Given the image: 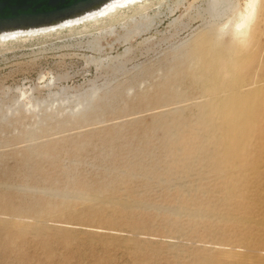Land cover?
Here are the masks:
<instances>
[{
    "label": "rangeland",
    "instance_id": "374dc122",
    "mask_svg": "<svg viewBox=\"0 0 264 264\" xmlns=\"http://www.w3.org/2000/svg\"><path fill=\"white\" fill-rule=\"evenodd\" d=\"M247 9L168 0L0 54V264H262L264 134L215 167L264 133V0L238 29Z\"/></svg>",
    "mask_w": 264,
    "mask_h": 264
},
{
    "label": "bare ground",
    "instance_id": "6f19581e",
    "mask_svg": "<svg viewBox=\"0 0 264 264\" xmlns=\"http://www.w3.org/2000/svg\"><path fill=\"white\" fill-rule=\"evenodd\" d=\"M167 1L168 0H114L98 10L85 13L84 15L77 16L73 19H65L60 22L46 23L43 25H36L27 28L5 30L0 34V54H6L9 51L14 50L16 48V44L25 43L27 41L33 40L34 38L55 37L56 39H61L59 35L61 33H64V31L68 33L66 37L72 35H85L93 33H97L99 35V33L101 34L105 32H107L105 34L109 35L111 34V32H113L115 26L125 23L131 17L142 16L153 8L160 7ZM258 1L259 0H248L249 9H247V17L244 21H242L241 24L236 25L238 29H242L246 26L248 16L250 15V12L253 11L254 8H256ZM262 134H264L262 128L251 127L250 129L249 127L244 131L238 129V131H236L232 135V137L228 139V143L231 145V150L229 152L230 155L227 158L219 161V163L215 164L216 170L221 171L223 168H225V165L227 163L231 164L232 162H236L238 160L237 157H241L245 147L250 144L252 138L255 135L261 137L263 136ZM245 169L246 168L241 167L237 170L240 172L241 170L245 171ZM250 169H252V167ZM233 184V186H231L230 188L227 187L224 191V197L227 198L226 200L232 199L234 201H237L238 204H246L248 206L247 201L250 200V196H248L247 192L242 191L243 189L241 190L239 188L240 184L238 186L237 181H235ZM249 186H251L250 183ZM250 203L251 202H249V205ZM251 205L252 208H255L256 206L258 207L261 204L259 205L254 202ZM251 205L248 210L251 209ZM261 263L264 264V259H261Z\"/></svg>",
    "mask_w": 264,
    "mask_h": 264
},
{
    "label": "water",
    "instance_id": "95a60500",
    "mask_svg": "<svg viewBox=\"0 0 264 264\" xmlns=\"http://www.w3.org/2000/svg\"><path fill=\"white\" fill-rule=\"evenodd\" d=\"M114 0H0V34L73 19Z\"/></svg>",
    "mask_w": 264,
    "mask_h": 264
}]
</instances>
